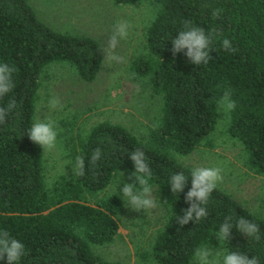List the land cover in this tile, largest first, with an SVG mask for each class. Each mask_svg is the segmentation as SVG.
Segmentation results:
<instances>
[{"label":"trees","instance_id":"16d2710c","mask_svg":"<svg viewBox=\"0 0 264 264\" xmlns=\"http://www.w3.org/2000/svg\"><path fill=\"white\" fill-rule=\"evenodd\" d=\"M112 1L153 6L144 29V51L133 60L131 71L156 100L153 125L158 126H149L140 137L121 124L102 121L74 141L70 136L72 171L49 182L42 147L26 134L35 123L41 78L50 65L60 63L79 80L95 81L103 64L102 45L90 34L54 29L30 0H0V63L15 69V87L0 98V106L11 99L17 105L0 124V230L24 244L19 264H126L105 258L93 245L112 243L119 234L127 201L120 189L132 182L129 155L137 148L148 158L150 183L165 208L148 257L141 254L139 264H192L193 250L209 245L221 253L256 256L264 264V217L217 186L205 205L207 217L181 227L177 216L190 206L185 196L191 178L181 193L173 194L168 184L175 172L189 175L191 168L177 157L200 146L212 147L220 119L217 101L225 91L237 104L226 112V133L242 145L246 167L264 177V0ZM215 9H222L219 18L212 16ZM185 20L219 35L206 64H191L186 50L172 53L171 41ZM224 38L235 52L223 49ZM97 147L102 156L91 165ZM77 155L85 158L83 176L74 171ZM229 214L256 223L261 240L248 239L233 227L229 240L218 241L213 233Z\"/></svg>","mask_w":264,"mask_h":264},{"label":"rangeland","instance_id":"374dc122","mask_svg":"<svg viewBox=\"0 0 264 264\" xmlns=\"http://www.w3.org/2000/svg\"><path fill=\"white\" fill-rule=\"evenodd\" d=\"M30 4L54 29L90 34L100 40L103 50L117 21L127 20L131 24L127 38L122 39L115 49L122 60L109 62L103 51V64L95 81L79 80L71 69L60 63L45 70L38 89L34 122L50 120L57 132L56 146L51 150L42 149L45 173L50 182L58 175L72 171L68 149L70 136L74 141L79 134L102 121L121 124L140 137L146 136L149 126L153 125L158 110L156 100L143 91L131 71L133 60L144 51V29L153 6L148 3L116 5L112 0H30ZM53 97L60 101L55 108L49 106ZM219 109L220 119L211 136L212 147L200 146L177 158L190 168L222 169L223 179L217 186L264 217V177L254 174L244 164L242 145L227 135V114L220 106ZM152 198L157 207L139 212L129 208L126 201L118 236L112 243L93 245V249L109 260L126 264H139L141 254L143 258L148 257L149 244L162 225L165 213L153 188ZM212 249L214 253H221L219 248Z\"/></svg>","mask_w":264,"mask_h":264},{"label":"clouds","instance_id":"9594fccd","mask_svg":"<svg viewBox=\"0 0 264 264\" xmlns=\"http://www.w3.org/2000/svg\"><path fill=\"white\" fill-rule=\"evenodd\" d=\"M222 9L212 11L214 18H219ZM182 30L172 39V53L176 55L183 50L186 57L193 65L207 63L210 59L211 45L219 35L215 30L206 31L203 27L195 26L191 21L182 22ZM131 24L127 20L117 21L112 29V33L104 47L105 59L111 61H121L122 57L115 53V49L122 39L127 38L128 30ZM222 47L225 51L235 52L227 38L222 40ZM14 67L8 63H0V98L10 93L15 87L13 74ZM60 101L57 97H53L49 101V106L55 108ZM217 104L225 111H234L237 104L231 98V92L225 91L223 96L217 101ZM15 99H11L6 106H0V124L6 122V115L16 108ZM158 125H153V128ZM27 136L35 144L44 150H51L56 146L57 132L54 124L48 120H37L31 125L27 131ZM102 149L97 147L93 150L88 161L89 164L95 165L101 159ZM129 159L134 165V170L128 176L120 191L127 198L129 208L135 211H143L147 209H155L156 201L152 198V171L148 164V158L143 150L135 149L129 155ZM85 158L81 155L75 157L74 171L76 175L83 176L85 174ZM222 169L218 167H193L190 169L189 175H185L183 171L172 174L169 178L170 190L173 194L181 193L191 178V187L185 196V202L190 206L182 209L183 215L177 216V222L181 227L187 225L189 221L197 222L207 217L208 212L205 207L207 205L211 193L217 188L218 182L222 181ZM124 175V174H123ZM235 227L240 233L248 239L257 242L261 240L259 226L247 220L244 217H238L235 214H229L225 217L223 223L219 226V230L213 233L218 241L229 240L231 231ZM24 244L16 238L10 236L7 230H0V260H5L6 264H19L24 252ZM222 256V259L220 257ZM194 264H259L256 256L251 258L247 254L241 252H215L209 246H198L193 250Z\"/></svg>","mask_w":264,"mask_h":264}]
</instances>
